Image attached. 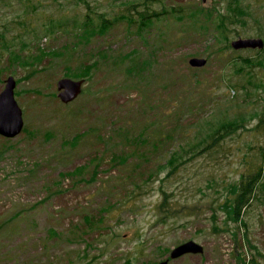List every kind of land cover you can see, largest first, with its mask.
I'll return each instance as SVG.
<instances>
[{
	"label": "rangeland",
	"instance_id": "1",
	"mask_svg": "<svg viewBox=\"0 0 264 264\" xmlns=\"http://www.w3.org/2000/svg\"><path fill=\"white\" fill-rule=\"evenodd\" d=\"M162 1L183 6L220 3ZM246 1L256 19L248 17L246 25L238 26L240 33L230 39L264 38V0ZM89 2L109 16L124 7L120 0ZM85 10V4L76 0H0V30H7L8 37L17 36L11 48L20 56L11 59L0 43V90L12 74L24 121L16 136L0 135V264H151L189 238L202 243L203 251L185 253L168 264H264V193L257 189L258 198L243 214L245 223H225L220 208L227 184L246 170V161L259 157L258 146L264 144V127L257 125L264 113V65L257 61L264 60V46L209 54L215 47H209L210 33L206 38L186 35L187 22L173 18L156 21L147 31L121 22L86 41L77 35L80 28L72 21ZM50 19L54 32L36 37ZM58 19L66 23L58 25ZM38 46L52 53L34 59ZM131 49L144 65L130 67L132 59L125 52ZM238 53L253 61L244 62ZM179 54H185L186 61H180ZM193 55L207 61L192 66L197 80L186 86L183 78L190 73L188 58ZM92 60L97 62L84 77L80 94L61 101L57 79L70 76L67 71H83ZM239 65L244 69L237 75ZM238 76L244 86L222 85L223 78L235 82ZM173 93L185 100L186 107H197L190 113L194 121L224 109L257 110L258 115L248 114L246 129L226 136L211 154L198 155L162 178L164 169L158 179L141 181L143 189L132 195L127 174L144 179L155 171L153 159L158 155L152 143L164 138L174 119L178 107L170 106ZM203 102L212 103V109L200 108ZM171 141L164 138L165 145ZM149 150L151 159L145 162L138 154ZM116 154L125 159L113 158ZM82 164L81 173H60ZM161 188L167 202L177 208L171 207L175 214L165 221L157 220L162 214L156 208L164 196ZM107 203L111 204L101 210ZM84 214L94 220L101 214L96 220L100 227H91ZM82 232L84 239H76Z\"/></svg>",
	"mask_w": 264,
	"mask_h": 264
},
{
	"label": "trees",
	"instance_id": "2",
	"mask_svg": "<svg viewBox=\"0 0 264 264\" xmlns=\"http://www.w3.org/2000/svg\"><path fill=\"white\" fill-rule=\"evenodd\" d=\"M153 1L154 0H120V4L124 5V7L109 16L107 11L97 10L96 7L90 4L89 0H76L77 3L83 2L86 10L84 13H79V15L73 16L72 21L74 25L80 28L77 35L81 36L84 38L83 40L86 41H88V39L95 34H105L113 25L121 22H126L128 25H135L137 31H147L149 26L164 18H173L177 22L186 21L189 29V32L186 35L206 38V36L210 33V36H207V39L208 37H211L212 39L211 43H209L211 44L209 47L211 48L213 44L215 47L212 51L209 50V54L214 53L219 56L221 54L228 53L229 49L232 48L230 44V35L240 33L238 26L246 25L248 17L256 19L250 9V2H247L246 0H220V3L222 2L221 4L216 3L211 6H204L201 3L195 4L194 6L175 5L173 3L164 4L162 0H157L159 4L154 5ZM59 21L61 22L57 23L58 25L66 23L64 20L58 19L57 22ZM52 22L53 19H50L49 22L43 23L42 28L44 29H41L43 32L36 33V37H41L54 32L55 24ZM3 25L7 28L5 24ZM5 31L7 30H0V43L2 48H8L11 59L20 58L19 53H16L15 50L11 48L12 44L15 42L14 39L17 38V36L8 37ZM167 41L170 43L169 45H172V38ZM51 50L52 49L46 50L38 46V52L33 55V58L36 59V57L40 55L51 54ZM100 54H104V52L101 51ZM125 55L129 59H132L130 67H134L137 64L138 67L144 65L143 63L139 65L141 60L137 59L136 50H128L125 52ZM169 56L173 55L169 54ZM178 56L180 61H186L185 54H179ZM237 57L246 63L253 61L250 57H244L239 53L237 54ZM21 61L24 64L28 63L26 60H19V62ZM257 61L259 64L264 65L263 57ZM96 62L97 60H92L87 63L85 66L86 68L81 72L78 70H72L71 72L67 71V74L71 77L75 76L74 78L87 77L90 74L91 67L94 66ZM236 68L235 72L237 75H239V73L244 69L242 65H239ZM188 69V72L190 73L184 74L183 78L186 82V86L191 85L192 82H196L197 80L195 68L189 64ZM197 69L199 68L197 67ZM240 79L241 77L238 76V78L234 80L235 82H233L230 78H223L222 85L229 87H236L238 85L244 86ZM246 94H249V92H246ZM169 99L170 102L172 101L170 106H177L178 108L175 110L176 114L174 119L170 120L167 124L169 129L166 133H163V137L173 141L165 145L166 142H164V138L158 137L157 141L152 143V150L154 149L158 155V158L155 157V159H153V165H155L156 168L155 171L147 172L144 179H142V176L138 177L133 174H127L128 180L133 186L130 191L132 195L137 194L143 189V182L147 183L148 181L152 182L158 179L160 177V173L163 172L164 169L167 170L164 175L161 176L162 178L171 176L180 166H183L187 161L194 159L198 155L211 154L213 150L221 145V141L225 139L226 136L246 129L248 114L252 116V113H256L258 115V112H256L257 110L249 112L246 110H236L231 113L224 109L218 110L217 112H210L203 116L202 120L197 119V121H194L191 120L190 113L197 108L196 106L186 107L185 100L179 101L175 93H173ZM149 106L152 108L153 105L150 104ZM199 107H203L204 110H207L208 107H211L210 109H212V103L205 104L203 102ZM257 125H263L264 127V113L259 115ZM191 128L193 129V132L189 133V129ZM179 129H183L184 131L178 134L180 136H174L173 131ZM162 132L164 131H161L160 133ZM79 135L80 134L77 133L71 139L73 140ZM161 146L163 149L160 151L159 149ZM163 146H165V148ZM258 147V160H245L247 162L246 170L240 172L237 180H233L227 184L229 189L226 192L227 195L224 198V203L220 205V208L223 209L225 214V223L230 221L245 223L243 214L245 213L250 201L254 198H258L259 195L256 194L257 189L264 193V182L261 181L260 183L264 174V144ZM149 152H151V150L138 155L143 157L142 159H144L145 162L150 161L151 158H148ZM113 158H117L119 161H123L125 159L122 154H116ZM84 168L85 165L82 164L76 166L70 171H63L60 173L63 176L77 174L81 173ZM161 190L164 196L162 201L157 204L156 208H158L160 210V214H162L157 220L165 221L167 217H172L175 214L171 207L175 209L177 208L170 204V202H167L166 190L163 188H161ZM110 204L111 203H107L104 206H101L100 209L106 210ZM83 217L90 226L92 225L91 227H100L96 223V220L101 217V214L96 218V220L91 218L89 215L86 216L85 214ZM74 225L75 227L78 226L76 223H74ZM50 230L52 233L57 232L53 228ZM116 235L117 232L112 234L113 237ZM76 239H84L83 232L77 234ZM89 262L90 260H88V263Z\"/></svg>",
	"mask_w": 264,
	"mask_h": 264
},
{
	"label": "water",
	"instance_id": "3",
	"mask_svg": "<svg viewBox=\"0 0 264 264\" xmlns=\"http://www.w3.org/2000/svg\"><path fill=\"white\" fill-rule=\"evenodd\" d=\"M231 47L241 48H262L264 38L262 36H237L230 40ZM204 56L193 55L188 58L191 66H202L206 63ZM83 77L74 78L71 76H61L56 81L58 89L57 95L63 102H69L77 97L84 85ZM16 79L12 74H8L4 79V86L0 90V135L4 137H14L19 134L24 126L22 108L15 97ZM202 243L193 238L184 240L173 246L168 257L154 262L153 264H167L170 258H176L185 253H201ZM63 264H87L86 262L76 261Z\"/></svg>",
	"mask_w": 264,
	"mask_h": 264
},
{
	"label": "flooded vegetation",
	"instance_id": "4",
	"mask_svg": "<svg viewBox=\"0 0 264 264\" xmlns=\"http://www.w3.org/2000/svg\"><path fill=\"white\" fill-rule=\"evenodd\" d=\"M169 255V254H168ZM166 257H168V256H165L164 258H166ZM179 257V256H178ZM164 258H161V259H164ZM177 258V257H176ZM161 259H159V260H161ZM170 259H173V258H170ZM169 259V260H170ZM159 260H157V261H159ZM169 260H168V262H169ZM156 262V261H155ZM154 263V262H153ZM153 263H151V264H153ZM168 264V263H167Z\"/></svg>",
	"mask_w": 264,
	"mask_h": 264
}]
</instances>
